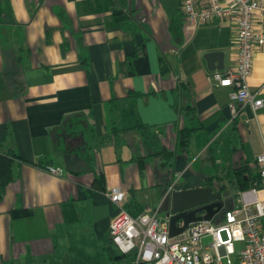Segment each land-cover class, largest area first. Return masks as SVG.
I'll return each mask as SVG.
<instances>
[{"label":"crops","instance_id":"0c3cea01","mask_svg":"<svg viewBox=\"0 0 264 264\" xmlns=\"http://www.w3.org/2000/svg\"><path fill=\"white\" fill-rule=\"evenodd\" d=\"M236 39V16L193 30L181 0H0V149L19 155L0 197V264H136L134 253L112 259L106 250L122 254L110 236L119 210L110 190L158 207L167 174L180 181L171 176L178 151L201 153L215 167L200 170L198 182L186 177V188L219 177L237 192L236 169L254 170L264 151V103L256 112L247 103L234 117L233 87L212 77L236 65ZM211 51L224 52L222 69L208 68ZM249 85L264 101L262 48ZM185 106L199 127L188 153L179 145ZM74 115H86L96 134L118 131L91 164L76 153L84 138L64 128ZM163 148L174 152L170 171ZM169 206L164 200L159 216Z\"/></svg>","mask_w":264,"mask_h":264},{"label":"built area","instance_id":"2783aa9c","mask_svg":"<svg viewBox=\"0 0 264 264\" xmlns=\"http://www.w3.org/2000/svg\"><path fill=\"white\" fill-rule=\"evenodd\" d=\"M181 8L193 30L213 18L236 16L237 63L224 72L213 71L212 77L220 86L233 87L229 107L234 117L247 103L256 112L264 101L251 93L249 78L255 50L264 49V29L256 20L264 22V0H181ZM256 166L259 177L249 189L236 194V204L225 210L219 221L215 217L190 223L173 237L169 217H161L159 212L176 190V181L164 193L161 205L146 206L138 216L125 208V191L113 187L109 195L119 210L110 223L111 241L122 253H134L136 264H264V151L256 157ZM48 170L64 174L58 167ZM206 238L210 240L206 242ZM237 242L244 244L239 251Z\"/></svg>","mask_w":264,"mask_h":264},{"label":"trees","instance_id":"16d2710c","mask_svg":"<svg viewBox=\"0 0 264 264\" xmlns=\"http://www.w3.org/2000/svg\"><path fill=\"white\" fill-rule=\"evenodd\" d=\"M182 114L185 120V124L179 130V145L181 151L188 153L192 133L199 128L197 125L193 124V121L198 120V117L192 106H185L183 108ZM86 118V115H74L69 121H65L64 128H66L69 133L79 134L84 138V145L80 149H78L76 153L81 158H83L87 162V164H91L93 157L95 153L99 151L100 146L107 140L111 139L114 135H116L118 131L116 128H113L108 134H96L93 130V127L91 125H88ZM159 155L163 159V165L167 167L170 171L174 160V152L167 148H163L160 151ZM15 158H19V155H17L13 149H9L8 151H2L0 149V197L4 194L8 184L13 178ZM235 177V184L237 185V194L239 191L247 190L252 186L253 182L259 177L258 168L257 166H255V169L253 170L249 166H241L240 168L236 169ZM103 179L104 174L103 172H100L99 177H97L95 180L103 183ZM220 180L222 179H220L219 177H210L205 179L201 183V185L212 186L215 191H221L225 194L227 192L226 185L219 184L218 182H220ZM171 183V179L168 177L167 174L165 183L166 190L169 188ZM180 187L186 188L188 187V185L184 184ZM125 208L133 216H138L144 210L143 207L140 204L136 203L135 200H130L129 202H127ZM12 213L16 214L17 210L14 209ZM106 250L112 259L126 256V254L123 253L118 254L116 252L115 247L111 244L106 246Z\"/></svg>","mask_w":264,"mask_h":264},{"label":"water","instance_id":"95a60500","mask_svg":"<svg viewBox=\"0 0 264 264\" xmlns=\"http://www.w3.org/2000/svg\"><path fill=\"white\" fill-rule=\"evenodd\" d=\"M204 57L210 70L224 67V52H207ZM226 197L221 191H215L211 186L178 188L172 192L169 217L170 236L184 232L190 223L207 220L212 221L220 213L225 212Z\"/></svg>","mask_w":264,"mask_h":264},{"label":"rangeland","instance_id":"374dc122","mask_svg":"<svg viewBox=\"0 0 264 264\" xmlns=\"http://www.w3.org/2000/svg\"><path fill=\"white\" fill-rule=\"evenodd\" d=\"M194 154L192 156L186 155L181 152H177V158L174 161L173 167L171 168V176L173 179H179V183L177 187L184 185L186 181V177H189L191 182H198L197 173L200 170L206 171V174L215 173V167L204 157V155ZM179 156V157H178ZM184 173V175H183ZM183 175V176H182ZM236 190L234 188H230L227 191V196L231 197V201L226 202L225 210L232 208L236 204ZM223 213H220L216 216L215 221L219 220L222 217ZM210 238H206V242H208ZM236 250L239 251L242 249L244 244L242 242L236 243ZM235 255H233V259L235 260ZM236 261V260H235ZM149 263V262H148ZM226 264V261H224Z\"/></svg>","mask_w":264,"mask_h":264}]
</instances>
